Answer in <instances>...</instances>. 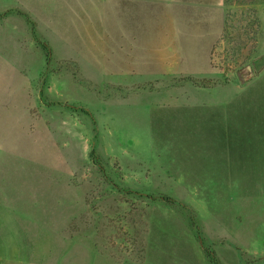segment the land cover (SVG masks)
I'll use <instances>...</instances> for the list:
<instances>
[{"label": "rangeland", "instance_id": "rangeland-1", "mask_svg": "<svg viewBox=\"0 0 264 264\" xmlns=\"http://www.w3.org/2000/svg\"><path fill=\"white\" fill-rule=\"evenodd\" d=\"M172 246L264 264V0H0V264Z\"/></svg>", "mask_w": 264, "mask_h": 264}, {"label": "crops", "instance_id": "crops-1", "mask_svg": "<svg viewBox=\"0 0 264 264\" xmlns=\"http://www.w3.org/2000/svg\"><path fill=\"white\" fill-rule=\"evenodd\" d=\"M153 248L154 247H150V249H147L145 264H199L200 262V259H195L194 253L191 254L192 257H188V255L184 252V249H181V256L186 255L188 258L181 259L180 261V252L173 246L168 248L157 249V252L155 254H153V252H155ZM204 254L207 258H205L204 255L203 262L213 264L212 260L205 251Z\"/></svg>", "mask_w": 264, "mask_h": 264}, {"label": "water", "instance_id": "water-1", "mask_svg": "<svg viewBox=\"0 0 264 264\" xmlns=\"http://www.w3.org/2000/svg\"><path fill=\"white\" fill-rule=\"evenodd\" d=\"M254 74V69L251 64L247 65L245 68L239 69L237 75L241 83H245L250 75Z\"/></svg>", "mask_w": 264, "mask_h": 264}]
</instances>
